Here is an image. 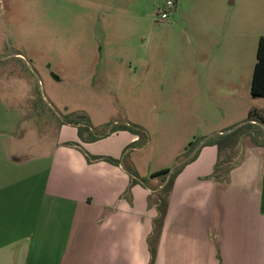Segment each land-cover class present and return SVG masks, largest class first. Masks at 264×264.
Instances as JSON below:
<instances>
[{
	"label": "rangeland",
	"instance_id": "rangeland-1",
	"mask_svg": "<svg viewBox=\"0 0 264 264\" xmlns=\"http://www.w3.org/2000/svg\"><path fill=\"white\" fill-rule=\"evenodd\" d=\"M167 1L0 0V136L15 138L9 147L51 150L62 127L86 118L82 133L112 147L122 131L138 138L120 161L142 184L231 131L233 162L247 138L264 143V125L248 118L264 111L251 93L261 0H181L162 21Z\"/></svg>",
	"mask_w": 264,
	"mask_h": 264
},
{
	"label": "crops",
	"instance_id": "crops-1",
	"mask_svg": "<svg viewBox=\"0 0 264 264\" xmlns=\"http://www.w3.org/2000/svg\"><path fill=\"white\" fill-rule=\"evenodd\" d=\"M256 13L264 28V0ZM70 126L35 154L0 136V264H264V143L247 138L220 182L211 177L219 150L206 140L176 178L158 225L154 191L136 183L133 166L84 154L121 160L138 138L122 131L112 147Z\"/></svg>",
	"mask_w": 264,
	"mask_h": 264
},
{
	"label": "trees",
	"instance_id": "trees-1",
	"mask_svg": "<svg viewBox=\"0 0 264 264\" xmlns=\"http://www.w3.org/2000/svg\"><path fill=\"white\" fill-rule=\"evenodd\" d=\"M251 93L253 96L264 98V36L260 37L259 44H258V50H257V62L254 69L253 74V81H252V88ZM249 121L250 125H255L257 123H260L264 125V111L254 109L251 110L249 113ZM68 124L76 125L80 129V134L83 135L82 129L84 127H90V122L86 118H81L79 120H71ZM122 129L129 130L133 133H136L137 136L139 133H143L144 131L142 129L139 130V128L129 127L125 126ZM141 131V132H140ZM236 132H232L228 134L227 137L228 140H221L219 138H213L204 143V146L206 145H213L217 146L219 150L218 155V161L215 166L214 172L212 174V178L216 181L220 182H228L230 179L231 171L234 167L237 166L238 162H233V156L231 155V150L235 147L237 144L238 138L236 137ZM89 138L91 141H96L99 139L104 138V136H98L91 133L89 135ZM73 146H79L77 144H70ZM200 152V148H198L195 153L192 154L189 158L186 159L183 163L179 165L175 170L165 169L162 171H159L152 175V178L162 177L164 176V179L161 181V184L158 187H152L149 184V181H144L143 183L149 187L155 195V200L158 203V209L160 213V218L157 219L156 223L163 224L165 222V219L168 215V208H169V202L170 197L172 195L174 184L176 181V178L181 173L183 168L190 162L194 161L196 157L198 156ZM84 154L89 162L99 161V160H105L112 164H118L120 160H116L111 157H103V156H92L86 151H84ZM153 264V262H151Z\"/></svg>",
	"mask_w": 264,
	"mask_h": 264
},
{
	"label": "built area",
	"instance_id": "built-area-1",
	"mask_svg": "<svg viewBox=\"0 0 264 264\" xmlns=\"http://www.w3.org/2000/svg\"><path fill=\"white\" fill-rule=\"evenodd\" d=\"M176 6V0H168L165 9L159 13V18L162 21H166L170 18V12L172 8Z\"/></svg>",
	"mask_w": 264,
	"mask_h": 264
}]
</instances>
